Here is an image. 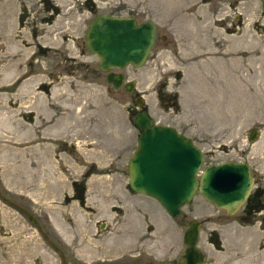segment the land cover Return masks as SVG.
<instances>
[{
  "label": "rangeland",
  "instance_id": "obj_1",
  "mask_svg": "<svg viewBox=\"0 0 264 264\" xmlns=\"http://www.w3.org/2000/svg\"><path fill=\"white\" fill-rule=\"evenodd\" d=\"M186 1L0 0V264L176 263L189 219L202 223L204 264H264V209L227 216L196 194L171 217L128 186L141 98L155 123L192 138L204 166L249 163L264 194L262 4ZM103 12L157 23L147 62L113 70L131 92L85 48Z\"/></svg>",
  "mask_w": 264,
  "mask_h": 264
},
{
  "label": "water",
  "instance_id": "obj_2",
  "mask_svg": "<svg viewBox=\"0 0 264 264\" xmlns=\"http://www.w3.org/2000/svg\"><path fill=\"white\" fill-rule=\"evenodd\" d=\"M260 1L264 9V0ZM156 38L157 28L151 20L138 23L132 16L101 13L90 20L84 41L86 50L98 58L97 67L106 73L107 83L115 89L124 86L131 92L134 82H125L123 74L112 70L144 65ZM135 103L138 107L144 106L141 98ZM133 123L140 133L137 148L127 165L128 185L134 192L158 201L170 216H178L196 192L229 216L249 199L254 183L249 163L226 161L202 169L203 153L191 139L171 126L154 124L145 109L135 114ZM257 135L256 128L250 129L249 141H254ZM28 217L41 232L37 220L29 213ZM200 225L195 220L187 221L183 235L185 249L177 264H204L205 256L197 247Z\"/></svg>",
  "mask_w": 264,
  "mask_h": 264
},
{
  "label": "flooded vegetation",
  "instance_id": "obj_3",
  "mask_svg": "<svg viewBox=\"0 0 264 264\" xmlns=\"http://www.w3.org/2000/svg\"><path fill=\"white\" fill-rule=\"evenodd\" d=\"M185 1V0H184ZM241 1H243V0H232V2H231V4H232V8H234V9H236L237 8V6H238V4L241 2ZM187 3L188 2H190L189 0L188 1H186ZM208 2V0H199V3L200 4H205V3H207ZM104 13V12H103ZM99 14H101V13H99ZM106 14H108V13H106ZM210 15H211V13H209ZM238 14H242L241 12H239ZM98 15V14H97ZM108 15H111V14H108ZM194 15H197V13L196 14H194ZM193 15V16H194ZM96 16V15H95ZM111 16H115V15H111ZM94 17V16H93ZM92 17V18H93ZM116 17V16H115ZM117 17H128V16H117ZM132 17H134L136 20H137V22L138 23H141L142 21H138V19L135 17V16H133L132 15ZM233 18V21H234V23H235V25H240V24H242V18L240 17V16H233L232 17ZM146 20H153L154 21V19H152V18H149V19H146ZM146 20H143V21H146ZM90 22V21H89ZM155 22V21H154ZM156 23V22H155ZM89 24V23H88ZM235 25H234V27H229L228 29H226V31H227V33H229L230 35L231 34H233L234 32H235ZM156 26H157V23H156ZM87 27H88V25H87ZM225 30V29H224ZM86 32V31H85ZM85 36V35H84ZM157 37H158V31H157ZM156 40H157V38H156ZM84 43H85V41H84ZM88 52V51H87ZM94 55V54H93ZM98 59V58H97ZM98 64V63H97ZM129 66V65H128ZM98 68V67H97ZM102 72V71H101ZM114 72V71H113ZM124 89V88H123ZM125 90V89H124ZM137 100V99H136ZM136 100H135V102H136ZM143 108H139L138 109V111H136V113L137 112H139V111H141ZM176 129V128H175ZM176 131L179 133V134H181V135H183V136H185V137H188L189 139H191V141L193 142V140H192V138L190 137V136H188L187 134H185V133H183V132H181V131H179V130H177L176 129ZM194 143V142H193ZM194 145H196L195 143H194ZM197 146V145H196ZM198 147V146H197ZM199 148V147H198ZM200 149V148H199ZM201 150V149H200ZM202 151V150H201ZM202 153H203V151H202ZM203 164H204V153H203ZM206 166H208V165H206ZM206 166H204L203 165V167H206ZM186 206V205H185ZM214 207V206H213ZM183 208H184V206L181 208V212H182V210H183ZM262 209H264V194H263V188L259 185V184H255V181H254V184H253V187H252V190H251V193H250V196H249V199L241 206V208L239 209V210H237V212L238 211H240L241 212V216L243 217V218H249L252 214H254V213H256L257 211H261ZM220 210H222V209H220ZM224 212H225V210H223ZM236 212V213H237ZM235 213V214H236ZM181 214V213H180ZM179 214V215H180ZM225 214H226V212H225ZM227 215V214H226ZM234 215V214H233ZM227 216H229V215H227ZM232 216V215H231ZM201 223V222H200ZM202 224V223H201ZM140 264H141V262H140ZM170 264H177V262L176 263H170Z\"/></svg>",
  "mask_w": 264,
  "mask_h": 264
},
{
  "label": "bare ground",
  "instance_id": "obj_4",
  "mask_svg": "<svg viewBox=\"0 0 264 264\" xmlns=\"http://www.w3.org/2000/svg\"><path fill=\"white\" fill-rule=\"evenodd\" d=\"M179 20V19H178Z\"/></svg>",
  "mask_w": 264,
  "mask_h": 264
}]
</instances>
